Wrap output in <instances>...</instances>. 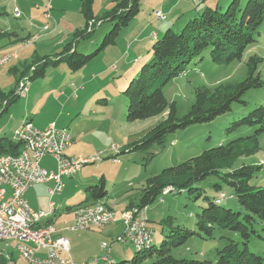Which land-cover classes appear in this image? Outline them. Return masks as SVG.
<instances>
[{
    "label": "rangeland",
    "instance_id": "rangeland-1",
    "mask_svg": "<svg viewBox=\"0 0 264 264\" xmlns=\"http://www.w3.org/2000/svg\"><path fill=\"white\" fill-rule=\"evenodd\" d=\"M91 1L93 12L100 16L109 11L117 0L114 2L113 0ZM179 1L140 0V12L127 27L123 28L116 43L99 52L105 36L113 27L109 22H104L96 28V32L90 39L81 40L77 44V51L80 54L91 55L98 51L91 61L75 70L67 63L49 67L45 78L30 81L28 98H26L27 95L23 96L24 98H18L0 118V136L6 135L13 139L15 131L27 122L23 121L27 116L30 117V111L36 109L33 106L34 103L32 101L26 103L27 100L31 94L34 95L36 92L41 94L45 91V107L42 105L43 102L37 106L38 110H41L37 123L44 120L45 124L55 121L59 126L69 129L72 135H78L77 132L85 129L88 134L87 138L91 142H86L83 147L84 151L88 152L94 147L93 154L95 156L100 154V160L96 163L83 166L72 178L64 177L67 183L62 194L51 198V195H47V187L45 190L36 188L32 194L33 203L31 205L37 210L45 205L48 207L46 212H50L51 202L57 205L58 210L60 209L57 211L53 225L62 232V236L69 240L70 255L77 263L109 264L103 260L107 255V251L103 249V243H106L110 248V261L114 264H133L134 258L138 255L137 250L130 243L117 242V237L125 231L118 221H121V217L124 218V213L131 204L139 203L141 191L146 182L151 178L162 176L165 169L177 167L205 151L228 146L233 142L239 145L237 154L259 148L249 157H238L234 161L236 167L243 164L257 165L264 160V133L256 134L259 127H245L230 131L234 123L247 117L259 106H264V86L247 91L242 97L243 103H234L230 112L213 121L190 125L186 129L169 134L162 146L156 145L147 151H129L135 141L146 136L167 115L133 123L126 121L128 107L125 103L129 105V100L124 92L133 79L140 74L142 67L151 60V43L157 40L151 39L145 45L140 46L142 56L138 63L135 62L138 55L134 57L124 53L128 45L133 44L137 34L143 28L150 33H159L160 39L170 28L181 31L188 22L202 14L206 8L220 7L223 12L227 11L233 0ZM247 2L248 0H242L241 6L243 7ZM48 3V0H0V30L16 31L24 37L29 32L37 31L34 25L40 27L37 33L39 38L36 42V38L26 40L31 41L29 46L32 44L34 46L30 50L32 55L36 51L40 58L55 56L63 52L73 42V34L85 26V19L81 13V0H51L53 20L50 21L40 17L44 10L46 12ZM18 10L21 14L19 18ZM157 12L163 14L165 19H159L156 16ZM46 26L49 29H46ZM255 40L256 42L247 50L241 62L215 65L210 59V52H207L202 58L194 60L186 73L167 83L164 89L165 97L169 103H175L177 117L183 118L191 111L195 104L197 88L207 87L214 90L220 84L246 79L248 77L247 65L252 57L261 59L257 65V72L264 81V22L256 32ZM24 42L23 47H25ZM31 61L32 59L27 57L17 60L14 63L18 69L16 74L21 72L24 63L29 64ZM10 67L3 68L0 72V81L2 80L0 90L7 95L15 89L17 81L16 74L9 70ZM113 67L116 68L113 69ZM83 86L87 88L85 92H79V97L82 95V98L77 105L74 103L77 99L73 97L77 88ZM58 93H65L63 98H69L66 100L71 99L72 101L66 102L65 107H58L51 96ZM106 101L110 104L109 107L104 106ZM67 113L71 116L67 117ZM229 161L222 164L226 166ZM50 162L51 160L45 159L42 165L55 172L57 164L55 161ZM81 171L94 180L105 178L108 191L106 201L113 205L116 225L104 229L92 228L86 232L63 231L72 223L73 216L68 213V210L83 203L87 197L89 198L84 185L79 182ZM251 184L264 186V170L255 173ZM217 185L221 186V191L217 190ZM192 187L194 188L192 193L189 189H185L180 193L179 190H174L168 195H159L148 206V227L153 232L155 248L158 249L163 242L167 241L171 231L176 228L196 232L197 216L208 206V201H216L221 194L232 195L231 189L217 176H209L196 182ZM222 207L240 212L242 215L246 214L234 196L224 200ZM254 229L257 234L251 235L247 244L249 251L264 257V222L254 224ZM230 240L238 243L241 249L244 248L240 235L217 228L212 237L195 235L174 250L172 254L178 259L215 262L217 251L223 249ZM15 243L17 242L0 241V253L3 255L8 252L13 253L15 264H28L27 260L19 254V250L17 251ZM150 262L151 257H147L135 264H150ZM7 263L11 264L10 261Z\"/></svg>",
    "mask_w": 264,
    "mask_h": 264
},
{
    "label": "trees",
    "instance_id": "trees-1",
    "mask_svg": "<svg viewBox=\"0 0 264 264\" xmlns=\"http://www.w3.org/2000/svg\"><path fill=\"white\" fill-rule=\"evenodd\" d=\"M241 2L242 0H233L225 12L220 7L206 8L181 31L170 28L152 44L151 60L142 67L140 74L124 92L129 100L126 121L133 123L167 116L146 136L135 141L129 149L130 152L147 151L153 146H162L169 134L186 129L190 125L209 123L230 112L234 103H243L242 97L247 91L264 86V81L257 72V65L261 59L252 57L247 65L246 79L220 84L214 90L207 87L197 88L195 104L183 118L177 117L175 103H169L165 97L164 89L167 83L186 73L190 64L202 58L207 52H210V59L215 65H230L243 60L244 54L256 42L255 34L264 22V0H248L243 7ZM139 12L140 0H117L111 10L102 16H96L92 9V1L81 0V13L85 19L84 28L73 34V42L60 54L36 58L29 66L24 67L17 85L23 77H28L30 81L43 78L49 67L59 66L61 63H67L74 70L87 64L98 54V51L115 44L120 32ZM104 22H109L113 27L105 36L101 48L91 55L78 53L77 44L81 40L90 39L96 28ZM15 36L14 33L0 30V46L3 41L11 40L13 37L17 42ZM20 97L17 88L8 95L0 90V118ZM245 127H259L256 134L264 133V106H259L247 117L234 123L230 131ZM236 144L233 142L228 146L205 151L177 167L165 169L162 176L151 178L146 182L139 203L131 204L128 208L148 207L169 186L175 191L179 190V193L185 189H189L192 193L193 184L209 176L222 179L231 189L232 195L221 194L216 201H208V206L197 216L196 232L181 228L174 229L168 240L158 249L152 245L149 249L137 251L138 255L134 258L133 264L147 257H151L150 264H264V257L251 253L247 245L251 235L257 234L254 224L264 222V186L251 184L255 173L264 170V160L261 161L262 164H243L236 167L234 161L238 157H249L259 149L253 148L237 154L239 145ZM19 150L20 145L12 139L0 137V155H17ZM226 157L229 159H225ZM228 160H230L229 164L224 166L222 163ZM216 188L221 191L220 185ZM86 193L91 200L96 201L95 203L105 199L108 191L104 177H101L96 185L86 188ZM222 195L228 196V199L236 197L246 214L242 215L240 212L222 207V201L217 203ZM217 228L240 235L244 248L241 249L238 243L230 240L223 249L217 251L215 262L178 259L173 256V251L191 237L195 235L212 237ZM0 264H7V261L0 257Z\"/></svg>",
    "mask_w": 264,
    "mask_h": 264
},
{
    "label": "built area",
    "instance_id": "built-area-1",
    "mask_svg": "<svg viewBox=\"0 0 264 264\" xmlns=\"http://www.w3.org/2000/svg\"><path fill=\"white\" fill-rule=\"evenodd\" d=\"M47 10L44 14L51 13V0H48ZM21 16L18 10V18ZM159 19L165 16L157 12ZM16 54L8 58L0 59L1 63H10ZM30 90V80L23 77L17 85V94L26 96ZM68 130L58 128L51 124L45 130H39L32 124L26 131H18L13 137V142L20 145L17 155H0V235H11L22 240L19 252L22 258H28V252H35V259L31 264H76L70 256V242L66 238L54 239V234L40 235L39 225L48 219V212L33 210L25 199L28 190L36 185L54 182L55 187L49 190L51 198L61 194L64 184L63 177H72L79 171L80 164H94L99 160L97 156L89 158H67L66 150L73 144L68 143ZM51 156L57 164V171L50 172L42 166V160ZM172 192H162L168 195ZM222 202L229 197L222 195ZM55 204L50 203V210ZM140 220H132L121 217L125 233L117 237V242L132 243L134 232H143L146 235L145 222H147L146 211L138 209ZM111 215L92 213V219L79 221L71 227L73 232H83L89 228L104 229L114 224ZM134 224H142V231H134ZM103 248L108 251L103 258L109 260V246L104 243ZM40 251L45 252V257L38 255ZM67 255L68 257H64Z\"/></svg>",
    "mask_w": 264,
    "mask_h": 264
},
{
    "label": "crops",
    "instance_id": "crops-1",
    "mask_svg": "<svg viewBox=\"0 0 264 264\" xmlns=\"http://www.w3.org/2000/svg\"><path fill=\"white\" fill-rule=\"evenodd\" d=\"M114 1H116V0H113V2ZM181 1V0H180ZM179 1V2H180ZM115 3V2H114ZM115 5V4H114ZM40 8V7H39ZM113 8V7H112ZM111 8V9H112ZM110 9V10H111ZM43 10V9H42ZM101 10H104V9H102L101 8ZM44 14H45V10H44V12H42V16H40L41 17V19H46L45 18V16H44ZM95 14V13H94ZM96 15V14H95ZM96 16H98V15H96ZM100 16H102V15H100ZM50 20H53V16H52V18L51 19H49V21ZM43 28V27H42ZM46 28V27H45ZM34 29L36 30L37 29V31H35V32H29L26 36H24V37H22L21 35H20V33L19 32H16V31H13V32H9V31H7V32H9V33H14L16 36H17V42L14 40V37L11 39V40H6V41H3L2 42V44H1V46H0V57H2V56H5V55H13V54H16L17 56H15V58H13V59H11V62L10 63H7V64H5V65H3L2 67H1V69H0V72H2V70H3V68H6V67H10L9 68V70L12 72V73H14V74H16V71H18V69H17V67L16 66H14V63L17 61V60H20L21 58H31L32 59V61H31V63L33 62V60L34 59H36V58H40V56H37V53H36V51L34 52V54L32 55V52H30V50L34 47V46H29V44L28 45H25V42L24 41H26L27 39H31V38H36L35 39V42L38 40V35H37V33L40 31V27L38 26V25H34ZM38 29H39V31H38ZM44 29V28H43ZM48 29H49V27H48ZM15 36V37H16ZM151 39H159V33H157V32H152V33H150V32H147V29L146 28H143L138 34H137V36H136V38L134 39V41H133V44L132 43H130L129 45H128V47L126 48L127 50H126V52H124V53H127V56H130V55H133L134 57H135V55H138V57H136V60H135V62L136 63H138L139 62V60H140V57L142 56V54L140 53V46L141 45H145L149 40H151ZM23 42H24V46L25 47H23ZM151 44H153V42L151 43ZM24 48V49H23ZM34 49H36L37 50V48H34ZM31 63H29V64H27V63H24V66H23V68L21 69V72H17V74H16V79H17V81H18V79L19 78H21V75H22V72L24 71V67H26V66H29ZM118 64V63H117ZM114 68H116V67H113V69ZM19 73V74H18ZM43 78H45V76L43 77ZM17 81H16V87H15V89L17 88ZM1 84H2V80L0 81V87H1ZM75 86V85H74ZM87 88V87H86ZM86 88H85V86H83V87H81V88H77V90L75 91V94H74V99L76 100L74 103L75 104H77L78 105V102H79V100L81 101V98H82V95H80V97H79V92L80 91H83V92H85L86 91ZM30 93V90H29V92H28V94ZM35 96V97H34ZM52 97H53V99L52 100H55V104H57L58 105V107L59 106H62V107H65V103L67 102V103H69V102H71L72 100L70 99V100H66V99H69V98H63V97H65V93L64 94H61V93H58V94H55V95H51ZM102 96H105V95H102ZM34 97V98H33ZM24 98V97H23ZM26 98H28V95H27V97ZM63 100V101H62ZM28 102H26V103H31V101L34 103L33 104V106L34 107H36V109L34 110V111H30V117H26L25 119H24V121L23 122H25V121H27V122H25L24 124H29V125H31L32 126V124H33V126L35 127V128H37V129H39V130H45L47 127H49L51 124H55L58 128H61V129H67L65 126H59L58 125V123L57 122H55V121H52V122H49V123H47V124H45V120L44 121H41L40 123H37V121L39 120V117H40V115H41V110L39 111L38 110V105L40 104V103H42L43 102V104L42 105H44V107H45V91L43 92V93H38V92H36L34 95L33 94H31V97L29 98V100H27ZM127 106H128V103H125ZM104 106L105 107H109L110 106V104L108 103V101H106L105 103H104ZM8 110H9V108H8ZM7 110V111H8ZM124 112H125V110H124ZM5 114V112L2 114V116ZM60 115H62V114H60ZM66 116L67 117H70L71 116V114L70 113H67L66 114ZM23 124V125H24ZM22 125V126H23ZM20 126V125H19ZM20 128V127H19ZM18 128V129H19ZM18 129L15 131V134H14V136H16V133H17V131H18ZM68 131H69V129H67ZM69 133H70V131H69ZM77 133H79L78 135H72L71 133H70V135H71V137H72V139H73V144L66 150V152H65V156L67 157V158H79V157H81V158H89V157H95V155L93 154V152H94V147L92 148V150H90V151H88V152H85L84 151V149H83V147H84V145H86V142H88V141H90V139H88L87 137V133H86V131H85V129H81L79 132H77ZM0 137H7L6 135H3V136H0ZM7 138H10L11 139V137H7ZM13 140V139H12ZM91 142V141H90ZM92 154L94 155V156H92ZM87 156L88 155V157H84V156ZM97 157H99V160H100V154H97ZM45 159H48V160H51V162L52 161H55L54 160V158H52L51 156H47V157H45L43 160H42V162L44 161L45 162ZM116 161V160H115ZM50 162V163H51ZM55 163H56V161H55ZM96 163V162H95ZM43 166V165H42ZM43 167H45V166H43ZM46 168V167H45ZM94 168V167H93ZM47 169V168H46ZM96 169V168H95ZM49 170V169H48ZM49 171H51V170H49ZM56 171H57V167H56ZM55 171V172H56ZM51 172H53V171H51ZM79 173V172H78ZM77 173V174H78ZM73 177V176H72ZM72 177H68V178H72ZM101 179V178H100ZM99 178H97L96 180H94V179H91L88 175H86V173L85 172H83V171H81V180L79 181V182H82V184L84 185V189H85V191H86V188H88V187H90V186H93V185H96L98 182H99V180H100ZM104 180H105V178H104ZM62 182H63V184H64V188L66 187V183H67V180H66V178H62ZM82 185V186H83ZM45 187H47V195H50V193H49V190L50 189H53L54 187H55V183L54 182H48V183H46V184H40V185H36V186H34L33 188H31L30 190H28L27 191V193L25 194V199H26V201L28 202V205L33 209V210H35V211H38V212H46L47 210H48V207H45V205L44 206H42L41 207V209L40 210H37V208L36 207H33L31 204L33 203V196H32V194L34 193V189H36V188H42V189H44L45 190ZM63 188V189H64ZM63 191V190H62ZM61 194H62V192H61ZM57 195H60V194H57ZM56 196V195H55ZM108 197V196H107ZM106 197V198H107ZM53 198V197H52ZM106 198L105 199H103V200H101L100 202L102 203V204H105L106 206H108V207H110V209L112 208V211L114 212L115 210H114V208H113V205L112 204H110L108 201H106ZM96 201H93V200H91V199H89V198H87L83 203H81V204H78V205H76V206H74V207H72V209H70V210H68V213L71 215V216H73L72 217V223H70V225L68 226V227H66V229L65 230H63V231H68V232H71V233H76V232H73V231H71V227L75 224V216H76V209L78 208V207H80V206H84V205H91V204H94ZM68 209H69V207H68ZM54 210H55V212H54V215L51 217V218H49V220H47V221H45V223H44V225H46V226H52V227H54L55 228V230H56V233L54 234V236H53V238L54 239H58V238H66L67 239V237H64V236H62V232L59 230V229H57L54 225H53V223L55 222V219H56V217H57V211H59L58 210V208H57V205L55 204V207H54ZM115 213V212H114ZM115 221H116V214H115ZM119 223H121L122 224V222L121 221H118ZM117 224V221L114 223V224H111V225H109V226H114V225H116ZM123 226V225H122ZM108 227V226H107ZM123 230H124V227H123ZM123 233V232H122ZM122 233H121V235H122ZM120 236V235H119ZM2 242H4V241H2ZM8 242H11V241H8ZM13 242H17V243H15V246L17 247V251L19 250V247L21 246V244L18 242V241H13ZM20 244V245H19ZM104 244V243H103ZM19 252V251H18ZM20 254V253H19ZM38 255L39 256H41V257H45V252L44 251H40L39 253H38ZM71 256V255H70ZM0 257H2L3 259H5L7 262L8 261H10L11 262V264H15V260H14V257H13V253H7V254H1L0 253ZM65 257H68L67 255H65ZM71 258H72V260L75 262V259H73V257L71 256ZM24 260H27V259H25V258H23ZM28 262V261H27ZM75 263H77V262H75ZM8 264V263H7ZM28 264H30L29 262H28ZM77 264H86V263H77Z\"/></svg>",
    "mask_w": 264,
    "mask_h": 264
},
{
    "label": "bare ground",
    "instance_id": "bare-ground-1",
    "mask_svg": "<svg viewBox=\"0 0 264 264\" xmlns=\"http://www.w3.org/2000/svg\"><path fill=\"white\" fill-rule=\"evenodd\" d=\"M45 18L47 20L51 19L52 18L51 13H48ZM46 29H48V26H46ZM28 44H31V41H25V45H28ZM10 56L11 55H5V56L0 57V59H5V58H8ZM5 64H7V63H1L0 69ZM28 127H31V125L24 124L23 126H21L18 129V131H26L28 129ZM18 131H17L16 135L18 134ZM68 134H69L68 135V143H73V139H72L69 131H68ZM86 165L87 164H80L79 165V171L83 168V166H86ZM163 192H174V189L169 187V188H166ZM221 201H222V197H220V199L217 201V203H220ZM147 208L148 207L142 209V211H146V217H147ZM138 209H140V208H137V207L129 208L124 213V218L132 219V220H140V213H134V212H137ZM103 210H104V212L107 213V215H111L112 221H115V213L112 211V209H110L105 204H102L101 202H97V203H94L91 205H84V206L78 207L76 209L75 224L78 223L79 221L92 219V213L103 214ZM54 212H55L54 208H51V211L48 212V219L54 215ZM148 222H149V220L147 217V222H145V229L147 231L146 235H144L143 232H134V241H136V242H132L131 244L137 251L149 249L153 245V241H154L153 240V232L148 227ZM92 228H89L83 232L89 231ZM134 231H142V224H134ZM39 233H40V235L55 234L56 230L54 227L46 226L43 223L42 225H39ZM124 233H125V231H124ZM0 241H4V242L18 241L21 244L20 247H22V240L18 239L15 236L0 235ZM104 250H106V249H104ZM107 253H108V251H107ZM109 254H110V251H109ZM109 258H110V256H109ZM25 259H27V261L31 264V260H29V259H35V252H28V258H25ZM103 260L108 262L109 264H114L113 261H109V260H105V259H103Z\"/></svg>",
    "mask_w": 264,
    "mask_h": 264
}]
</instances>
